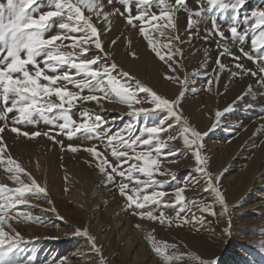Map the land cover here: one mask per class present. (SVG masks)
Instances as JSON below:
<instances>
[{
    "label": "snow or ice",
    "instance_id": "6c2138e0",
    "mask_svg": "<svg viewBox=\"0 0 264 264\" xmlns=\"http://www.w3.org/2000/svg\"><path fill=\"white\" fill-rule=\"evenodd\" d=\"M195 3L196 9L190 7L189 0H49V10L44 12L39 11L43 5L38 0H6V4H0V163L11 174L9 179L19 185H0V264H21L13 254L19 249L23 237L12 221L22 216L25 220L41 222L39 217L19 209L28 207L27 194L47 195L46 189L11 157L2 135L6 130L28 139L43 136L54 145H59L62 151L86 153L92 158L89 163H95L107 184L115 185L119 195L125 198L126 210L140 220L169 226L175 224L177 227L191 224L197 232L204 229L213 236V225L218 226L219 221L223 220L225 226L221 233L230 235L231 214L227 193L220 183L222 176L210 170L209 159L203 154V141L209 132L199 131L184 116L181 103L184 92L167 98L139 81H136L135 88L123 82L120 77H130V73L123 71L112 59L108 47L109 44L116 45L119 36L110 41L103 39L112 31L113 18L120 17L128 27L138 31L146 41V46L172 73L176 72V64L183 56L180 45L185 42L191 44L193 38L205 43L215 39L217 57L215 67L206 77L208 90L211 91L214 83L219 84L221 74L225 72L230 79L243 76L256 78L257 84L264 88V10L245 14L244 27L240 30L239 16L246 0H195ZM153 8L158 11H153ZM229 10L233 15L228 31L232 45L237 46L240 55L232 51L226 42L228 38L216 21L218 14ZM181 11L187 15V41L182 39L176 23L177 14ZM205 13H213L210 17L211 28H205L204 35L200 36L199 24L205 18ZM57 21V32L48 35L57 26ZM153 33L164 40L154 38ZM250 35V50H246L244 45ZM210 52L211 49H204L208 62H211ZM131 55L135 57L137 53L132 52ZM224 57L233 63L224 62ZM243 59L251 62L253 67L242 63ZM72 70H75L74 74ZM117 72L119 76L114 74ZM165 79L185 86L187 84L186 78L182 81L178 75H167ZM68 85H73L79 91L70 90ZM85 90L91 94L81 95ZM252 91L253 86L248 85L233 104L223 110H216L215 123L210 131L219 126L221 117L235 110V103ZM140 93L146 96L140 97ZM103 98L127 105L130 110L127 114L134 121L113 133L111 127H103L109 122L102 115L93 114L84 108L80 115L86 122L78 124L71 114L77 102L96 101L103 111ZM144 103L153 107H135ZM254 107V104L249 103L244 110ZM260 111L264 113V106ZM154 112L163 115L155 125H145L137 134L138 118L142 114L148 116ZM41 122L49 126L48 130L29 132L20 127L38 126ZM61 134L69 140L77 134H80L82 141L97 140L103 143L106 140L103 147L110 150L115 162L109 160L96 144L70 143L65 146L63 140L57 139ZM178 139L182 140L184 150L194 157L196 167L190 171L197 173L200 179L192 177L193 184L199 186L202 181L203 191L214 194L211 202L198 203L192 200L185 203V186H179L171 193L163 190L177 177L175 172L165 166V162H174L172 157L180 154V150L174 146ZM21 174L30 183L21 179ZM48 202L53 203L50 200ZM217 204L220 206L219 212L215 208ZM163 208L175 209V216H166L161 210ZM193 208L196 212H192ZM51 210L55 211V208ZM208 217L216 219L210 220ZM135 227L141 228L142 225L137 223ZM77 233L87 239L91 251L88 254L79 253L75 258L92 255L95 259L89 260V264H108L103 247L96 243L97 238L87 230L77 229ZM148 240L155 253L162 255L167 264L181 261L183 264H220L214 255L181 252L176 243H157L152 235H149ZM169 249L172 250L171 254ZM261 250L264 251V242H261ZM23 264H32V258ZM52 264H71V261L64 257L52 261Z\"/></svg>",
    "mask_w": 264,
    "mask_h": 264
},
{
    "label": "rangeland",
    "instance_id": "374dc122",
    "mask_svg": "<svg viewBox=\"0 0 264 264\" xmlns=\"http://www.w3.org/2000/svg\"><path fill=\"white\" fill-rule=\"evenodd\" d=\"M38 3L43 5L39 9L40 12L49 10L47 7L49 0H38ZM0 4H6V0H0ZM189 5L192 9H196L195 0H189ZM116 6L120 7L119 4ZM133 9L135 14V5ZM152 10L158 11L155 8ZM257 10H264V0H246L240 11V30L244 27V15ZM38 14L34 13V15ZM211 15L213 13L204 14L205 18L199 24L200 36L204 35L205 28H211ZM232 15L231 10L220 13L216 16V21L224 31L225 37L228 38L226 42L232 51L240 55L237 46L232 45L228 31ZM177 17L179 34L183 40L187 41V15L181 11ZM93 19L95 22V18ZM193 19L197 18L193 17ZM57 30L58 21L57 26H54L48 35L55 34ZM117 36H119L117 44L114 46L109 44L108 47L112 52V59L123 71L130 73V77H120L121 80L131 84L133 88L136 86V81H139L167 98L175 97L183 91L181 103L184 116L199 131L209 132L203 141V154L209 159L210 170L222 176L220 183L227 193L232 222L231 233L230 235L221 233V229L225 226L223 220L219 221L218 226L213 225L215 236L204 229L197 232L191 224L177 227L175 224L169 226L161 225L159 222L140 220L126 210L125 198L119 195L115 185L107 184L95 163H89L92 158L86 153L80 151L73 154L68 150L62 151L59 145H54L43 136L28 139L6 130L2 135L11 157L20 163L26 172L46 189L47 193V195L38 196L27 194L28 207L19 209L39 217L41 222L25 220L22 216L12 221L23 237L19 249L13 254L14 258L21 264L29 258H32V264H52V261H59L64 257H67L71 264H89V260L95 259L92 255L82 259L75 258L79 253L88 254L91 251L87 239L77 233L79 229L87 230L97 238L96 243L103 247V255L107 258L108 264H131L133 254L142 247L146 256L145 264H167L162 255L155 253L148 240L149 235H152L157 243L161 241L169 244L176 243L181 252H197L204 256L214 255L219 259L220 264H264V251L261 250V242H264V130H262L264 113L260 111V108L264 106V88L257 84L256 78L243 76L230 79L225 72L221 74L219 84L214 83L209 91L206 77L215 67L214 61L217 57L215 39L205 43L201 39L193 38L191 44L185 42L180 45L183 48V56L176 64V72L172 73L168 66L146 46V41L138 31L128 27L120 17L113 18L112 31L103 39L110 41ZM153 36L164 40L156 33H153ZM250 39L251 35L244 45L246 50H250ZM205 48L211 49L209 54L211 62H208L204 56ZM132 52L137 53V56L133 57ZM222 59L226 63H233L227 57ZM242 63L253 67V64L246 59H243ZM72 72L74 74L75 70ZM114 74L119 76V72ZM167 75H178L182 81L186 78V86L165 79ZM75 78L79 79V77ZM248 85L253 86L252 93L235 103V110L221 117L219 126L210 131L215 123L216 110H223L233 104L237 97L246 91ZM68 87L70 90L79 91L73 85ZM88 94L91 93L87 90L81 93V95ZM97 95L102 94L97 93ZM139 96L145 97L146 94L140 93ZM101 103L103 111L96 101H79L71 114L78 124L86 122L80 113L87 108L93 114L102 115L109 122L103 127H111L113 133L123 125L134 121V118L127 114L130 111L127 105L109 101L106 98H103ZM249 103L254 104L255 107L244 110L245 105ZM139 106L153 107L147 103L135 105V107ZM161 115L163 113L158 112L148 116L142 114L138 118L137 134L145 125H155ZM113 120H115L114 124ZM20 127L29 132L46 131L49 128L42 122L38 126L20 125ZM54 131L58 132V129ZM57 139L63 140L65 146L70 143L99 145L108 159L115 162L110 150H105L103 147L106 140L103 143L97 140L82 141L80 134L72 140L62 134L58 135ZM174 146L180 150V154L172 157L174 162H165V166L175 172L177 177L175 181L165 185L163 190L171 193L173 189L185 186L184 195L187 198L185 203H190L192 200L198 203L211 202L214 194L203 191V182L201 181L199 186L193 184L192 177L200 179L197 173L190 171L196 167L194 157L184 150L182 140L175 141ZM10 175L5 165L0 163V185L18 187L19 185L9 179ZM21 179L30 183L23 174ZM148 191L150 192L151 189ZM49 200L53 203L49 204ZM52 208H55V211H52ZM215 208L217 212L220 211L218 204ZM161 210L166 216H175V209ZM192 212H196V209L193 208ZM156 214L159 215V211ZM208 219L216 218L208 217ZM137 223L142 227H135ZM121 230L122 233H120ZM129 241L135 245L133 254L129 249L127 251ZM171 252L172 250L169 249V254ZM185 259H187L186 256Z\"/></svg>",
    "mask_w": 264,
    "mask_h": 264
},
{
    "label": "bare ground",
    "instance_id": "6f19581e",
    "mask_svg": "<svg viewBox=\"0 0 264 264\" xmlns=\"http://www.w3.org/2000/svg\"><path fill=\"white\" fill-rule=\"evenodd\" d=\"M131 47V46H130ZM146 59V58H145ZM142 61H143V59H142ZM149 63V62H148ZM151 63V62H150ZM153 63V62H152ZM139 64V63H138ZM131 65V64H130ZM155 68V67H154ZM161 82V81H160ZM122 113V112H121ZM38 157V156H37ZM95 202V201H94ZM130 221V220H129ZM145 222V221H144ZM127 226H128V224H127ZM120 227V226H119ZM103 228H104V226H103ZM119 229V228H118ZM129 229V228H128ZM144 229H146L145 228V226H144ZM112 231H113V229H112ZM118 232V231H117ZM99 233V232H98ZM120 233H122V230L120 231ZM145 233V232H144ZM104 234V233H103ZM110 234V233H109ZM120 236V235H119ZM125 236V235H124ZM124 236H122V237H124ZM121 239V238H120ZM143 243V242H142ZM141 243V244H142ZM146 244V243H145ZM144 245V244H143ZM135 245H134V243H132V241H129L128 242V246H127V251H128V249L130 250V252L133 254L134 253V247ZM148 246V245H147ZM148 248V247H147ZM142 249H143V247L139 250V251H137L136 253H134L133 254V261L131 262V264H145L146 263V261H145V252L143 253V251H142ZM125 252V251H124ZM125 254V253H124ZM129 256V255H128ZM129 258V257H128ZM148 261V260H147ZM125 262H126V260H125ZM159 264V263H158Z\"/></svg>",
    "mask_w": 264,
    "mask_h": 264
}]
</instances>
